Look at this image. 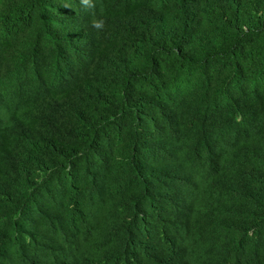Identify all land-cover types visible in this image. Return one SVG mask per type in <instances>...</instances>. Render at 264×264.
I'll list each match as a JSON object with an SVG mask.
<instances>
[{"label": "trees", "instance_id": "obj_1", "mask_svg": "<svg viewBox=\"0 0 264 264\" xmlns=\"http://www.w3.org/2000/svg\"><path fill=\"white\" fill-rule=\"evenodd\" d=\"M0 264H264V0H0Z\"/></svg>", "mask_w": 264, "mask_h": 264}]
</instances>
